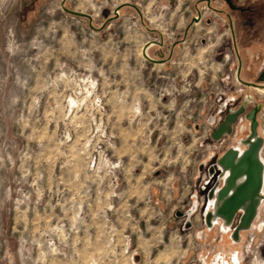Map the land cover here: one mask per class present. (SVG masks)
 <instances>
[{
    "label": "rangeland",
    "instance_id": "rangeland-1",
    "mask_svg": "<svg viewBox=\"0 0 264 264\" xmlns=\"http://www.w3.org/2000/svg\"><path fill=\"white\" fill-rule=\"evenodd\" d=\"M250 8L227 13L218 0H0V264L229 258L227 235L202 226L196 168L219 146L208 145L204 122L218 96L264 102L257 92L264 89L235 80L232 39L240 81L252 82L264 66L256 53L264 0ZM148 42L160 45L146 49L156 63L143 57ZM262 121L264 129V114ZM191 206L183 231L174 212ZM240 238L235 257L264 264V205Z\"/></svg>",
    "mask_w": 264,
    "mask_h": 264
},
{
    "label": "water",
    "instance_id": "water-1",
    "mask_svg": "<svg viewBox=\"0 0 264 264\" xmlns=\"http://www.w3.org/2000/svg\"><path fill=\"white\" fill-rule=\"evenodd\" d=\"M218 1L231 7L229 0ZM206 3L208 6V1ZM61 9L67 14L80 16V14L66 10L62 4ZM199 20V16L192 19L194 22ZM205 23L208 24L209 20ZM151 45L160 46L157 42H148L143 47L142 54L146 60L156 63L144 54V51ZM158 56L161 57V55ZM238 70L239 68L237 73ZM235 77L237 78V75ZM239 85L252 90L264 89V66L253 76L252 82L239 80ZM217 103L215 116H218L219 121L214 126L213 123L210 125L212 127H210L211 131L207 136V141L215 143L221 137H227L238 116H242L247 123V134L237 141L235 147L229 148L218 158L214 157L212 165L204 170L203 181L211 183V186L204 195L201 222L205 231L216 227L218 232L236 242L240 234L250 231L255 225L259 210L264 205V163L259 156L263 141L258 133L257 120L263 101L259 102L249 94L240 96L231 93L218 96ZM238 145L245 149L239 151ZM202 167L203 162H200L196 168L197 177H201ZM193 208L194 206H191V209L185 212H174L175 218H184L183 231L191 227L189 217Z\"/></svg>",
    "mask_w": 264,
    "mask_h": 264
},
{
    "label": "flooded vegetation",
    "instance_id": "flooded-vegetation-1",
    "mask_svg": "<svg viewBox=\"0 0 264 264\" xmlns=\"http://www.w3.org/2000/svg\"><path fill=\"white\" fill-rule=\"evenodd\" d=\"M230 1V5L231 7H228L226 4H225V8H226V12L227 13H240V14H244V13H248V12H252L251 11V4L253 2H255L256 0H229ZM247 1V3H246ZM252 2V3H251ZM239 19V17H238ZM260 26L261 28L260 29H263L264 30V23L261 24V25H258ZM262 38V41H261V45L258 46V50L259 52H256L257 54H262L264 55V33L261 34L260 36ZM249 43H252V40H249L248 41ZM232 43H233V48H234V53H235V58L237 60V69L239 68L238 70V73L236 72L235 73V76L237 75V78H238V81L241 80L242 78V70H243V65H242V61H241V57H240V54L241 53H238L237 51H240L238 46H237V43L235 41V39L233 40L232 39ZM237 78L235 77V80H237ZM223 80H227V78L225 77ZM241 91V90H240ZM239 91V92H240ZM257 91V89H256ZM259 94L263 95L264 94V91L263 90H258L257 91ZM260 102V101H259ZM264 114V102L262 103V109L260 110V112L258 113V116H257V120H258V133L260 135V137L262 138V148H261V151L259 153V156H260V159L262 160V162L264 163V129H263V121H262V115ZM216 115V114H215ZM215 115L213 116H208L205 118L204 122L205 124L207 125V129L205 130V135H206V140H207V136L209 134V132L211 131V128L212 126H210L212 123V125H216L218 123V116L216 117ZM196 130H198L196 128ZM233 132H235V135L231 138V135L233 134ZM247 134V123L244 121L243 117L242 116H238L234 122V124L232 125V128H231V131H230V134L225 137H221L219 139L218 142H215V143H220V145L218 146V148L214 151V152H210V156L208 158H206V160H202L201 162H203V171H202V177L203 179L205 178V172L204 170L207 169V167L211 166L212 163H213V158H218L220 157L226 150H228L229 148L231 147H235L236 146V143L239 139H243ZM208 145H212V143L208 142ZM213 143V144H215ZM238 149L239 151H243L245 149V147L243 146H240L238 145ZM209 154V153H208ZM207 154V155H208ZM211 186V183H204L202 185H200V188H201V192L203 194V200H204V195L206 194V192L209 190ZM264 190V189H263ZM242 236V234H240V237ZM238 238V241L236 242H233L232 240L229 239L230 243V247L232 250V252L230 253V256L229 258H225V255L224 252L223 254H214L212 255V259L211 261L212 262H215V264H243L241 263L240 261V258H238L237 256L235 257V254L238 253V250L236 248H238V243L240 242L241 238Z\"/></svg>",
    "mask_w": 264,
    "mask_h": 264
},
{
    "label": "built area",
    "instance_id": "built-area-1",
    "mask_svg": "<svg viewBox=\"0 0 264 264\" xmlns=\"http://www.w3.org/2000/svg\"><path fill=\"white\" fill-rule=\"evenodd\" d=\"M235 135V132H233V134L231 135V138ZM218 145H220V143H217ZM264 189V186H263Z\"/></svg>",
    "mask_w": 264,
    "mask_h": 264
},
{
    "label": "bare ground",
    "instance_id": "bare-ground-1",
    "mask_svg": "<svg viewBox=\"0 0 264 264\" xmlns=\"http://www.w3.org/2000/svg\"><path fill=\"white\" fill-rule=\"evenodd\" d=\"M148 49V48H147ZM145 56H147L146 50L144 51Z\"/></svg>",
    "mask_w": 264,
    "mask_h": 264
}]
</instances>
